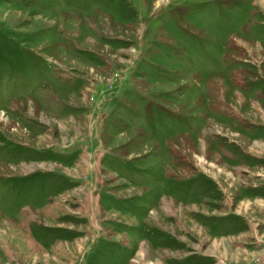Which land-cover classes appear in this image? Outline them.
Instances as JSON below:
<instances>
[{
    "label": "rangeland",
    "instance_id": "1",
    "mask_svg": "<svg viewBox=\"0 0 264 264\" xmlns=\"http://www.w3.org/2000/svg\"><path fill=\"white\" fill-rule=\"evenodd\" d=\"M0 264H264V0H0Z\"/></svg>",
    "mask_w": 264,
    "mask_h": 264
}]
</instances>
